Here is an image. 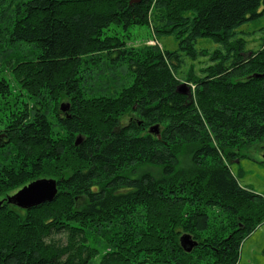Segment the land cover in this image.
Segmentation results:
<instances>
[{
	"label": "trees",
	"instance_id": "trees-1",
	"mask_svg": "<svg viewBox=\"0 0 264 264\" xmlns=\"http://www.w3.org/2000/svg\"><path fill=\"white\" fill-rule=\"evenodd\" d=\"M132 1L0 0V201L58 181L52 202L2 203L0 264H238L264 223L231 170L264 143V39L238 36L264 0ZM145 25L178 49L129 44ZM203 38L225 52L180 77Z\"/></svg>",
	"mask_w": 264,
	"mask_h": 264
},
{
	"label": "rangeland",
	"instance_id": "rangeland-1",
	"mask_svg": "<svg viewBox=\"0 0 264 264\" xmlns=\"http://www.w3.org/2000/svg\"><path fill=\"white\" fill-rule=\"evenodd\" d=\"M131 32L133 34V39L129 44L138 46L144 44H158L162 48L171 50L178 49L179 46L178 41L173 36L161 38L154 37L150 26L147 25L135 26L131 29ZM238 32V36L243 37L247 42L249 52L258 49L264 39V15L255 22L243 25L239 28ZM196 46L199 50H207L208 55H200L194 60L190 56L182 54V68L178 73L180 77L186 75L191 69H194L195 73L200 75L201 68H204L211 63L210 57L213 52L217 50L225 52L222 45L217 44L208 38L198 40ZM121 69L122 68L118 69V72L120 76H123ZM124 80L127 82L126 77ZM181 82L187 83L192 89L194 88L192 83L190 84L187 81ZM62 103L69 102L64 100ZM129 116L130 115L122 117V122H128ZM241 154L243 156L240 160H236L231 164L233 174L238 178L242 186L249 187L254 192L264 196V143H255L254 145L243 149ZM100 260L101 256L99 255L95 257L92 264H99ZM238 264H264V223L243 241Z\"/></svg>",
	"mask_w": 264,
	"mask_h": 264
},
{
	"label": "water",
	"instance_id": "water-1",
	"mask_svg": "<svg viewBox=\"0 0 264 264\" xmlns=\"http://www.w3.org/2000/svg\"><path fill=\"white\" fill-rule=\"evenodd\" d=\"M140 0H133L132 2H139ZM178 92L182 94H190L191 87L182 82L178 86ZM61 110L63 112H68L70 109L69 103H61ZM151 133L158 134L159 126L155 125L150 128ZM83 137L79 135L76 140V145H79L83 142ZM264 159V155H263ZM58 193V181L53 178H40L36 179L19 190L14 194L7 196L4 200L0 201V206L4 201H7L10 204H14L22 209H32L34 207L40 206L45 203L54 201ZM181 243L187 252H191L198 242L195 241L190 235L184 234L181 237Z\"/></svg>",
	"mask_w": 264,
	"mask_h": 264
},
{
	"label": "bare ground",
	"instance_id": "bare-ground-1",
	"mask_svg": "<svg viewBox=\"0 0 264 264\" xmlns=\"http://www.w3.org/2000/svg\"><path fill=\"white\" fill-rule=\"evenodd\" d=\"M264 160V159H263Z\"/></svg>",
	"mask_w": 264,
	"mask_h": 264
}]
</instances>
